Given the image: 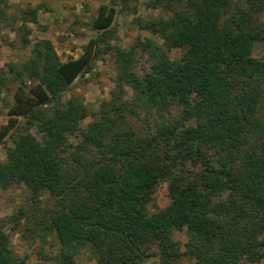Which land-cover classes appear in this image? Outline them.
Instances as JSON below:
<instances>
[{
	"label": "trees",
	"instance_id": "1",
	"mask_svg": "<svg viewBox=\"0 0 264 264\" xmlns=\"http://www.w3.org/2000/svg\"><path fill=\"white\" fill-rule=\"evenodd\" d=\"M146 4L164 15L137 24L160 45L137 38L127 49L110 46L115 7L100 3L92 20L97 35L77 57L60 60L50 41L40 39L25 61L7 65L19 86L0 143L19 116L25 131L5 148L0 188L23 184L32 200L41 191L55 199L44 225L60 245L52 264H74L84 246L98 264H138L148 256L159 264L258 262L264 257V58L251 50L264 44L258 16L264 0ZM4 5L0 0V16ZM36 12L19 13L23 46L25 22L36 23ZM170 49L179 54L170 57ZM137 51L149 57L141 73L134 70ZM104 53L115 63V89L82 128L84 104L63 95ZM6 79L0 70V86ZM124 86L133 105L151 115L143 136L124 121L135 113L121 100ZM32 127L38 136L27 131ZM74 134L78 142L71 144ZM160 181L169 201L149 212L146 203ZM174 231L184 233L182 244ZM18 262L0 229V264Z\"/></svg>",
	"mask_w": 264,
	"mask_h": 264
},
{
	"label": "rangeland",
	"instance_id": "2",
	"mask_svg": "<svg viewBox=\"0 0 264 264\" xmlns=\"http://www.w3.org/2000/svg\"><path fill=\"white\" fill-rule=\"evenodd\" d=\"M0 16V70L7 79L0 86V126L8 120L7 110L13 103V92L19 86V80L7 74V65L18 66L30 55L35 41L47 39L52 44L60 60L75 58L81 53V47L89 38L95 37L97 31L92 28V20L96 15L100 3H113L115 14L108 27L107 41L110 46L120 49L130 47L135 39L151 38L155 43L161 40L139 28L136 19H153L163 16L160 8L147 6L148 0H4ZM113 1V2H112ZM236 1V0H233ZM37 7L36 23L25 22L29 28L27 34L28 44L23 46L19 39L20 11ZM259 19L264 21V9L259 12ZM177 49H170L169 56L176 57ZM252 56L264 58V44L255 43L251 50ZM149 65L146 52L137 51L134 57V70L141 73ZM115 63L109 53L99 55L90 61L89 68L76 77L63 95L78 98L87 110L86 116L81 120L80 127L85 126L97 117L98 110L105 106L110 99L111 91L115 89L113 78ZM31 85V82H26ZM134 114L128 113L124 121L143 136L145 124L151 123V115L133 105L132 92L124 86L121 96ZM171 118L174 116L172 110ZM152 119L157 117L154 114ZM25 131L24 119L19 116L11 126L0 143V162L5 158V148L12 146L13 140ZM28 132L38 136L35 127L27 129ZM71 144L78 142L76 134L68 136ZM169 201L167 184L160 181L150 193L146 209L156 211ZM55 208V199L47 191H41L34 200L27 187L23 184L0 188V229L7 237V246L10 255L19 264H52L56 260L60 245L52 233L44 230L48 216ZM173 238L182 244L185 235L182 231H174ZM264 249V248H263ZM151 247L148 252L151 253ZM74 264H98L86 246L76 250L73 257ZM138 264H159L156 256H148ZM176 264H188L185 259ZM240 264H264V257L255 263L241 261Z\"/></svg>",
	"mask_w": 264,
	"mask_h": 264
}]
</instances>
